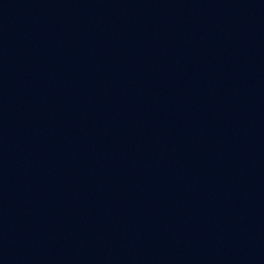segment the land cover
<instances>
[{
    "label": "water",
    "instance_id": "obj_1",
    "mask_svg": "<svg viewBox=\"0 0 264 264\" xmlns=\"http://www.w3.org/2000/svg\"><path fill=\"white\" fill-rule=\"evenodd\" d=\"M0 264H264V0H0Z\"/></svg>",
    "mask_w": 264,
    "mask_h": 264
}]
</instances>
